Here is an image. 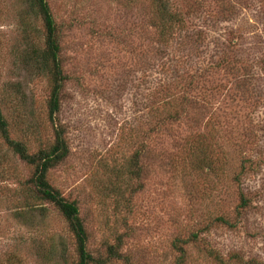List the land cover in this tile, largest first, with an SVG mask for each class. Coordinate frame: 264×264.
Wrapping results in <instances>:
<instances>
[{
    "label": "rangeland",
    "instance_id": "obj_1",
    "mask_svg": "<svg viewBox=\"0 0 264 264\" xmlns=\"http://www.w3.org/2000/svg\"><path fill=\"white\" fill-rule=\"evenodd\" d=\"M45 2L57 112L27 0H0V111L29 155L61 132L45 180L75 204L89 264H264V0ZM31 173L0 138V264H76Z\"/></svg>",
    "mask_w": 264,
    "mask_h": 264
},
{
    "label": "trees",
    "instance_id": "obj_2",
    "mask_svg": "<svg viewBox=\"0 0 264 264\" xmlns=\"http://www.w3.org/2000/svg\"><path fill=\"white\" fill-rule=\"evenodd\" d=\"M27 2L30 6L34 5L36 7L44 30L45 51L43 56L50 61L53 79L48 100V117L52 121L53 115L58 109V93L63 79L57 59L58 47L54 36V23L45 0H27ZM155 5L159 14V32L164 34L173 23L174 18L167 14L166 8L162 3L156 1ZM0 138L9 149L17 154L23 164L32 168V173L27 183L32 186L34 192L40 199L51 204L67 223V227L72 233L75 242L76 264H89L92 259L85 248L86 237L78 219L75 204L64 200L45 180L46 172L66 156L67 148L63 142L61 132L55 130L54 143L48 150H40L29 155L22 144L8 137L7 126L0 111Z\"/></svg>",
    "mask_w": 264,
    "mask_h": 264
}]
</instances>
